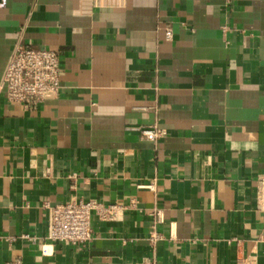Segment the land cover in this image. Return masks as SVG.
Instances as JSON below:
<instances>
[{"label":"crops","instance_id":"obj_1","mask_svg":"<svg viewBox=\"0 0 264 264\" xmlns=\"http://www.w3.org/2000/svg\"><path fill=\"white\" fill-rule=\"evenodd\" d=\"M17 44L58 51L62 88L33 110L0 91V264H264V0H9L0 82ZM72 198L137 208L49 241Z\"/></svg>","mask_w":264,"mask_h":264},{"label":"built area","instance_id":"obj_2","mask_svg":"<svg viewBox=\"0 0 264 264\" xmlns=\"http://www.w3.org/2000/svg\"><path fill=\"white\" fill-rule=\"evenodd\" d=\"M116 0H80L81 11H91L96 7L112 6ZM9 0H0V10L8 6ZM166 38L172 39V31H166ZM62 88L60 53L54 50L41 49L17 44L9 58L5 73L0 82L2 91L11 103L23 105L26 109H36L45 100L58 95ZM146 141L158 142L167 133L159 127L140 130ZM259 209H264V179L258 184ZM48 235L51 242L86 244L93 240L92 218L96 215L100 220L113 222L121 220L124 214L137 208L136 201L129 203L105 204L96 199L72 198L69 201L48 206ZM155 224L162 222L160 211L151 214ZM31 239L30 236H24ZM161 239L154 229L150 241L156 243ZM236 264H257L255 256L242 257Z\"/></svg>","mask_w":264,"mask_h":264}]
</instances>
